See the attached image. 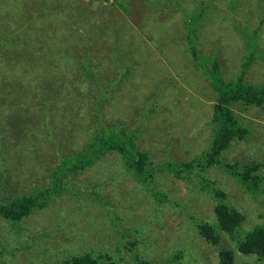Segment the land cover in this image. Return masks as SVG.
<instances>
[{
	"label": "rangeland",
	"instance_id": "374dc122",
	"mask_svg": "<svg viewBox=\"0 0 264 264\" xmlns=\"http://www.w3.org/2000/svg\"><path fill=\"white\" fill-rule=\"evenodd\" d=\"M14 1L0 0V39L5 38L0 41V89L4 93L0 114L11 113L14 109L39 112L20 118L24 127L10 131V125H7V129L11 136L28 137L41 133V139H34L37 147L27 145L30 149L22 157L24 160L36 157L35 163L24 168L30 175L9 173L6 180L7 166L18 159L19 156L15 155L19 152L13 157L9 155L10 158L0 159V201L6 202L16 194H28L32 189L31 178L34 184L49 185L52 169L55 170L53 165L60 162L64 153L70 156L82 149L88 140L87 129L101 128L105 121L117 125L123 121L129 129H134L136 121L143 123L147 130L153 126L150 132L141 130L136 139L140 148L149 152L150 165L162 168L148 186L132 182L127 174L119 178L117 173L122 169V163L114 153L108 156L112 160L107 166L99 162L84 170L66 172L67 180L63 181L57 196L25 221L17 223L14 230L10 226L9 230L2 232L0 217V246L7 242L16 246L13 253L5 252L9 261L59 264L64 256L72 253L86 251L96 257L97 253L107 250L120 264H176L180 261L184 262L178 264H218L219 250L228 246L226 235H221L220 243L213 244L205 241L196 227L197 222H217L214 211L217 201L232 205L245 216L243 228L254 222L264 223V182L260 205L243 193L229 173L217 165L209 166L200 174L190 172L188 177L184 172H179V177L165 168L170 162L188 161L200 154L208 146L212 134L209 120L215 94L205 69L196 65L191 57L185 41L187 28L179 13L183 9L197 10L201 0H123L126 10L120 8L123 7L120 4L112 5L110 0H92L88 7L86 4L87 8L82 6L94 23L102 25V32L110 30L111 26L118 32L117 43L112 48L109 45L113 35L111 39H104L95 51L94 67L89 66L96 73L95 79L107 86L122 75L128 84V88L123 86L122 93L115 100L105 102L109 106L100 105L99 119L92 116L94 103H81L75 97L80 92L78 86L69 93L66 105L62 96L70 91L68 87L72 88L74 83L80 85L87 79L80 65L73 62L71 68L65 69L58 59L61 56L59 50L71 46L82 51L92 45L95 32L89 36L85 31L89 26L87 22L71 12H75L74 5L82 0H58L60 5L57 6L64 15H60L56 22L58 26L64 22L65 38L59 34L50 40L52 53L55 52L53 57L57 60L39 58L40 66L33 60L23 62L27 47L32 45L31 39L24 37L17 41L18 34L10 31L28 19L18 17L19 6L15 8L16 13H12ZM30 1L33 4L38 2ZM152 1L158 4L150 5ZM162 3L169 6L161 8ZM30 6H23V10H29ZM203 6L204 12L191 36L196 51L205 58H216L226 81L241 74L245 82L263 84L264 20L260 21L264 17V0H206ZM6 8L12 14H5ZM31 23L35 24L34 21ZM48 23L54 26L52 21ZM48 29L47 36L51 31ZM250 40L253 50L249 49ZM113 51L116 56L111 54ZM135 59L143 62L135 63ZM125 65L129 73L123 75ZM49 95L54 99V105L49 110V117H45L36 104L43 96ZM231 109L249 132L245 138L230 141L221 153L222 160L239 164L255 160L260 163L258 172L264 176V109L237 101L232 103ZM79 118L81 124L79 122L76 126ZM40 120L47 123L48 128L53 125L54 130L42 131V126L37 125ZM57 126L64 130L60 131ZM2 132L0 128V134ZM2 141L5 139L0 135V145ZM15 142H18L17 146ZM13 144L15 152L23 148L22 139H11L10 154ZM9 146L0 147V157L7 153L4 150ZM33 164L36 173L31 175ZM206 179L215 191L225 192L226 198H217L211 187L201 190L200 184L206 185ZM20 229L24 236L32 235L34 242L28 243V247H23L26 242L18 233ZM7 232L8 238L14 241L5 238ZM214 232H217L216 227ZM134 238L138 242L133 247L130 244ZM243 260L254 264L256 257L236 250V264H242Z\"/></svg>",
	"mask_w": 264,
	"mask_h": 264
},
{
	"label": "trees",
	"instance_id": "16d2710c",
	"mask_svg": "<svg viewBox=\"0 0 264 264\" xmlns=\"http://www.w3.org/2000/svg\"><path fill=\"white\" fill-rule=\"evenodd\" d=\"M9 1L11 0H6V2ZM122 2L123 0H110L112 5L120 4L123 6L120 8L126 10V7ZM233 2L234 1H232V3ZM90 3L92 4V0H88L85 3L82 0L80 4L74 5L76 6L75 12L72 10L71 12L79 19H83V21L87 22V25L89 26L85 28V31L86 33L88 32L89 36L92 35V32H95V35L92 37V45H89V47L83 49L82 51L78 47L72 48L71 46L67 47V50L66 48L65 50H59L61 56L58 59L63 62L65 69L71 68L73 62L80 65L82 67V74H84L87 78L84 79L80 85L74 83L72 88H67V90L69 89L70 91L66 90L67 92L62 94L65 105L69 101V93H73V88L78 86L77 90H80V94L77 92L75 97L78 98L81 103H94L95 108L92 116L93 118L99 119V114L101 111L100 105L109 106V103L105 102H111L115 100L122 93L123 86L128 88V84L126 82L127 79L122 78L123 76L121 75L116 81L111 80L109 84L105 86L102 82L95 79L94 74L96 73L89 68V66L94 67L92 66V59L95 55V51L99 47L98 45L104 42V39H111V36L113 35V41L110 42L111 45H109L110 48H112L115 43H117L118 38V32L115 29L116 27L111 26L110 30L102 32V25L98 24L97 22L94 23L92 16L82 9V6L83 8H87ZM205 3L206 0H201L200 5L196 8L197 10L189 12L188 10L183 9L182 11L179 10V13H181V16L185 22V28H187V37H185V41H187V46L190 50L191 57L193 58V61L196 65L200 66L202 69H205L204 71L208 74L206 75L208 76L210 87H212L215 94L214 103L212 106L213 113L211 119L209 120L212 134L208 138V146L200 154L193 156L188 161L181 160L178 162H170L165 168L172 170L179 177V172H184L186 174L185 176L188 177L190 172H196L200 174V172H204L209 166L217 165L229 173L237 185H239L243 193H246L252 198L253 201L261 205L262 203L260 197L263 193L262 183L264 182V176L258 172L260 163L256 162L255 160L242 164H239L238 162L230 163L228 161L222 160L221 153L228 147L231 140L245 138L249 132V129L246 126L240 124L239 119L233 113L231 109L232 103L237 101L242 102L244 105H252L264 109V83L256 85L245 82L242 80L243 78L241 74L238 75L236 79L226 81L221 75L219 63L217 62L216 58H205L204 56H201L198 51H196L197 49L193 44L191 36L194 33L197 23L201 19V13L204 12L205 8L203 5ZM149 4H154L156 6L158 3L156 1H152L149 2ZM27 5H31L29 10H23V6ZM57 5H60L58 0H38L36 4H33V2L30 0H15L12 3V13H16L15 8L19 6V11L16 13H19L18 17L28 18L27 20L19 22V26L14 31L10 29L12 33L18 34V39L15 38L13 40L14 45L16 43V39L17 41H21L24 37H26L25 39H31L29 41L32 43V45L30 46L29 44L30 47H27L26 58H23L24 63L27 60H33L37 66H40L41 63L37 61L44 57H47V59L50 60H57L55 56L53 57L55 52L52 53L50 47L51 43L49 45L50 40L52 38H57L56 36L59 34L61 37L65 38L64 29H62L64 22L59 26L56 22L60 15H64V11H59L60 7ZM177 5L179 6L178 2ZM168 6L169 5L166 3L161 4V8H166ZM6 9H8V11H6L5 14H12L10 13L9 8ZM56 11L60 13H56ZM71 12L69 11V16H71ZM83 14H85V16ZM263 20L264 17L261 18L260 23H262ZM31 21H34L35 24L32 25ZM48 21H52L54 26L52 23H48ZM49 26L50 29H48ZM47 29L51 30L49 36L46 35ZM22 31H25V34H21ZM27 34L30 36L28 37ZM5 37L7 38L8 34H6ZM3 39L5 38L2 36L0 41H3ZM250 43L251 40L249 41V49L253 50L254 48ZM7 51L9 50H6L5 52ZM251 52L253 53L254 51ZM12 53L13 51L11 54ZM111 54L116 56V51H113ZM142 62L143 61L138 60L135 63ZM124 68L125 73L123 75L128 74V67L125 65ZM154 86L157 87L158 85L156 86L154 84ZM6 97L8 99L9 94ZM22 97L25 98V95L22 94ZM3 99L4 93L3 91L1 92L0 89V102H2ZM119 102L126 103V101ZM37 103L38 104L36 105L40 106L43 115L45 117H49V110H51V107L54 105V99H52L50 95L43 96L42 101H38ZM71 103L74 104L72 101ZM38 113H35L34 111L31 113L30 111H18L17 109H14L11 113L9 111L8 114H0V126L4 125L3 127H0L3 131L0 135L5 139V141H2L3 143L0 145V147L7 148V146H9L11 143V139H15L16 141L22 139L23 141V148H18L19 151L16 149L15 152L13 144L11 154L9 152V146L8 149L4 150V152L7 150V153H4V156L0 157V159L10 158L19 152L17 155H15L17 157L19 156L18 159L11 161L7 166L9 170L5 175L6 180L9 173L23 175L29 174L24 168L26 167L28 169L29 164L35 163V155L30 160H24L22 157L26 151L30 149L27 145H36L37 147L34 139L40 138L41 133H33L28 137L27 135L23 137L14 135L11 136L10 131L24 127V123L22 120H20V118L22 119L23 117H31ZM143 114L144 113H142V115ZM43 120L46 121L44 118ZM79 122L81 124L80 118L76 121V126ZM105 122L104 124H101V128H96L94 126L89 127L87 129L88 134L86 133V139L88 140L84 142L82 149L74 151V153L70 156L64 153L63 158L60 159V162L57 165H53L55 170L54 168L52 169L53 172L51 173V181L49 185L34 184V181L31 178L32 189L28 190L30 191L28 194H16L14 196H10L6 202L0 201V217L2 221L1 228H3L2 232L9 230L8 228H10V226L14 230L17 223L21 222L22 220L25 221V219L34 211L44 208L48 202L52 200V198L57 196L63 181L67 180V173L76 170H84L89 166L96 165L99 162H101L100 164L102 166L103 164L107 166L112 160L108 159V156L113 155V153L118 155L116 156L122 163V169L117 173L119 178H122L127 174L128 177L130 176L132 182L141 186H148L150 180L154 178L156 172H158V170L162 167L155 168V166L150 165L149 152L140 148V145L136 139V134H139V132L141 133V130L150 132L154 127L152 126L149 130H147L143 123L136 121L134 129H129L128 127H125L126 123L123 121H120L118 124L119 126L116 123H108V121ZM7 125H10V131L7 129ZM37 125L38 127L42 126V131L44 129H47L48 131L51 129L54 130L53 125L48 128L47 123L44 124L41 122V120L37 122ZM63 125L64 123L62 126ZM62 126H57L60 131L64 130ZM25 127L26 129L28 128L27 126ZM66 127H68V125H66ZM46 133L47 136H50L48 132ZM24 143L26 144L24 145ZM16 144H18V142H15V145ZM35 166L36 165L33 164V166L30 168L31 175L36 173ZM189 180L190 179H187V181ZM1 183H3L2 180ZM200 185H202L200 186L201 190L211 187V190L214 192L217 198H226L225 192L219 189H216L215 191V187H213V185L211 186L207 179L206 185ZM157 198L160 199L159 197ZM216 203L217 204L214 211L217 222H197L196 227L198 234L204 238L205 241L213 244L220 243L221 240L219 239L221 235H226L228 246L225 249L222 248L219 250L218 264H236L234 261V253L236 250L241 254H253L256 257L254 264H264L262 263L264 260V223L254 222L252 225H248L243 228L244 226L242 221H244L245 216L240 211L235 209L232 205L228 204L229 206H227L223 201H217ZM215 227L217 228L216 233L214 232ZM18 233L22 235L25 240L24 242H26L23 247H28V243L34 242L31 234L28 233L24 236V231L22 229H20V232ZM5 238L9 241H14V239L12 240L8 238V232L6 233ZM137 242V239L134 238L130 245L134 247ZM15 248L16 246L10 245L9 242L0 246V264H22L20 262H16L14 259L9 261L5 255V252L13 253ZM103 260L108 261V264H120L113 260V255L109 254L107 250L104 253H97L96 257L92 256L86 251L83 253H72L68 256H64L63 259L60 260L59 264H101ZM180 262H177L176 264ZM242 264L248 263L243 260Z\"/></svg>",
	"mask_w": 264,
	"mask_h": 264
}]
</instances>
